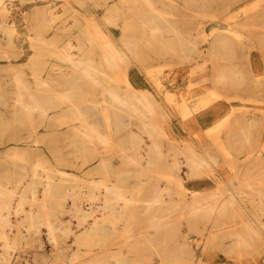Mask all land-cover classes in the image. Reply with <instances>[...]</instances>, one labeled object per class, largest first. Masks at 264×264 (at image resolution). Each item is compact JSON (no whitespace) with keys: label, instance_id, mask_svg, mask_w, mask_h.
<instances>
[{"label":"rangeland","instance_id":"374dc122","mask_svg":"<svg viewBox=\"0 0 264 264\" xmlns=\"http://www.w3.org/2000/svg\"><path fill=\"white\" fill-rule=\"evenodd\" d=\"M3 4L8 8L6 23L14 26L15 42L19 44L0 47V91L9 96L17 94L24 101L48 99L51 104L45 115L21 116L13 112L11 99L0 104V150H6L0 153V197L9 189L20 190L27 182L39 179L35 195L27 191L26 197H38L41 207L35 202L31 208L40 207L49 220L56 219L59 203L69 209L73 197H81L78 202L86 210L90 205L93 208L82 224L69 211L61 213L63 220L70 219L67 237L58 229L62 224L56 223L54 239L47 238V227L41 225V243L23 241L21 247L9 250L15 255L19 252L20 262L62 264L78 243L85 251L84 259L80 256L71 264H91L96 255L115 264L109 253L121 255L128 264H264V0H4ZM150 12L160 17L152 22ZM45 17L57 21L46 24L42 20ZM4 34L0 30L1 43L8 40ZM84 36L88 42L80 49L78 42ZM125 41L133 47L132 54L125 50L128 59L104 66L107 46L123 47ZM68 52L75 58L91 59L90 73L95 80L76 81L74 98L66 100L63 96L70 86L66 77L70 78L73 70L60 56ZM101 85L116 89L120 97L143 90L153 108L147 119L154 129L143 132L140 125L144 119L120 112L117 100ZM184 98L186 106L180 109L177 106ZM73 103L92 109L91 118L104 133L103 142L72 128L78 123L67 121L75 116ZM164 113L170 115L168 129ZM134 134L142 141L138 147H128ZM147 145L152 146L151 151L145 148ZM145 150L151 156L157 152V162L136 165L132 159L137 154L145 155ZM191 154L210 158L208 168L189 170L184 162ZM35 171L40 178L30 177ZM110 181L130 192L117 225L105 211L99 214L104 184ZM64 186L72 190L71 195H62ZM237 189L242 190L239 207L223 201L235 196L232 191ZM88 192L97 195L92 202L82 198ZM151 200L154 205L147 209L145 205ZM206 202L214 207L208 211L195 209L198 203ZM23 207L29 209V202ZM19 214H9L13 235L19 228L26 233V227H20L24 214ZM96 218L102 228L109 227L103 228L107 240L82 241V245L78 240L75 245L74 234ZM249 219L256 223L248 224ZM153 220L163 225L158 231L150 225ZM152 233L155 236L151 237ZM241 238H246V243ZM65 244L70 248L61 249L57 256V247ZM33 254L37 260H32Z\"/></svg>","mask_w":264,"mask_h":264},{"label":"bare ground","instance_id":"6f19581e","mask_svg":"<svg viewBox=\"0 0 264 264\" xmlns=\"http://www.w3.org/2000/svg\"><path fill=\"white\" fill-rule=\"evenodd\" d=\"M23 1V0H22ZM4 3V0H0V30L5 33L3 35V37L5 38L6 37V43H1L0 41V47L2 45H6V46H15L17 45V43L15 42L16 40V37H14V33H15V29H14V26L13 25H7L6 21L5 20V17L7 15V12H8V8ZM52 12V10H51ZM56 12H54L53 14V18H54V15H55ZM42 14V13H41ZM40 14V15H41ZM58 14V13H57ZM44 15V14H42ZM10 16V15H9ZM49 16V15H48ZM44 17V16H42ZM47 17V16H46ZM45 17V19H42V20H46L44 21L46 24H52L53 22H50V19L48 20L47 18ZM52 17V15H51ZM56 17V16H55ZM149 19L152 20V22H154L156 19H158L160 17V14L159 13H152L150 12L149 15H148ZM107 18V17H106ZM57 19V18H56ZM108 19V18H107ZM10 21H12L11 19H9ZM106 20V19H105ZM57 21V20H56ZM55 21V22H56ZM75 21V20H74ZM111 21V20H109ZM40 22V21H39ZM54 22V23H55ZM13 23V21H12ZM53 23V24H54ZM73 23H77L76 21L73 22ZM9 24V23H8ZM39 24H43V23H39ZM45 24V26H46ZM62 24H65V23H62ZM150 24V23H149ZM51 26V25H49ZM39 27V25H38ZM69 27V26H68ZM44 28V27H43ZM71 28V27H70ZM45 29V28H44ZM49 28H47L48 30ZM67 29V28H66ZM69 29V28H68ZM131 29V28H129ZM128 29V30H129ZM138 29V28H137ZM81 30V29H80ZM79 30V32H80ZM84 30V28H83ZM83 32V31H82ZM78 34V33H77ZM85 34V33H84ZM82 35V34H81ZM83 36V35H82ZM140 36V35H139ZM85 37V36H84ZM83 37V38H84ZM2 38V37H1ZM0 38V39H1ZM15 38V39H14ZM28 38V37H27ZM79 38H81L79 36ZM79 38H76V40ZM86 38V39H85ZM84 39L80 40L78 42V48L80 49H83V47L85 46V44H87L86 42L87 41V36L85 37ZM169 40L171 38H168ZM173 39V37H172ZM89 40V39H88ZM167 40V39H166ZM19 41V40H18ZM171 41V40H170ZM122 42V41H121ZM168 42V41H167ZM77 43V41L75 42ZM169 43V42H168ZM19 44V43H18ZM68 44V43H67ZM77 46V44H74V46ZM90 45V44H89ZM123 47H117V46H114L112 44H109L105 50V54H104V57H103V65L106 66V67H111V66H115L117 64H122L125 62L126 59H128L127 57L129 56L126 51H129L130 50V54H132V51H133V47L131 45V42H130V47H129V44L125 42H123ZM170 45V44H169ZM64 46V45H63ZM136 46V45H135ZM69 47V45H68ZM212 47V45H211ZM74 49V47H72ZM71 49V48H70ZM126 50V51H125ZM135 50V49H134ZM77 51V50H76ZM8 52V51H7ZM14 52V51H13ZM79 52V51H78ZM69 53V54H68ZM66 54H63V57L60 56V58H63V62L66 63V64H69L73 70V74L72 76H70V78H67V82L69 81L70 82V86H69V90L64 93V96L67 100V98H74L73 97V90L76 89V83L78 81H83V80H92L94 81L95 80V77L90 73V70L92 68V61L90 58L86 57V56H82V57H74V55H71L70 52H68ZM60 54V53H59ZM51 55V54H49ZM90 55V54H89ZM76 56V55H75ZM131 56V55H130ZM110 69V68H109ZM66 72V71H65ZM68 73V72H67ZM16 78V77H15ZM14 78V80H15ZM7 79V78H6ZM20 79V78H19ZM22 79V78H21ZM45 79V78H44ZM233 79V77L231 78ZM5 80V78H4ZM18 80V79H17ZM16 81V80H15ZM19 81V80H18ZM21 81V80H20ZM77 81V82H76ZM17 82V81H16ZM68 82V83H69ZM84 82V81H83ZM82 82V83H83ZM101 82L102 84H104V78L101 77ZM19 82H17L18 84ZM16 84V85H17ZM21 84V82H20ZM67 84V83H66ZM65 84V85H66ZM26 85V84H25ZM81 85V84H80ZM100 85V84H99ZM19 86V85H18ZM102 88L107 92V94L109 95V97L111 98H114L117 100V106L118 108L120 109V112L124 113V115L126 114H134L136 116H138L139 118H142L144 119V121L142 122V124L140 125L141 127V130L143 132H150L152 129H154V124L151 123L148 119H147V115L148 114H151L152 111H153V108L150 104V101L147 102L146 99L147 98V94H145V92L143 90H139L138 93H132L131 96L129 97H120L118 92L116 91V89H112V88H107L103 85H101ZM21 87H25L24 85L21 86ZM20 88V87H19ZM27 88V87H26ZM25 88V89H26ZM84 88V87H83ZM21 89H18V91H20ZM23 90V89H22ZM26 91V90H25ZM8 92V91H7ZM21 97V96H20ZM52 97V96H51ZM48 98V97H47ZM170 98V97H169ZM8 99H11L12 101H10V104L14 107L13 109V112L17 113V115H22L23 113H28V114H32V113H38L39 115H45L46 112H47V109L51 103H47L46 101L47 100H41L40 102H35L33 100L31 101H24L22 99H20L17 94H14V95H11L9 96L8 94H6V92H1L0 91V104H6V101H8ZM34 99V98H33ZM45 99V98H44ZM55 99V98H54ZM183 100V99H182ZM50 101V100H49ZM169 101V100H168ZM173 101V99H172ZM184 102L182 104H177L180 109L181 107H183V105L186 106V103H185V98L183 100ZM177 103V102H176ZM8 104V103H7ZM74 104V103H73ZM90 104V103H89ZM174 104V103H173ZM86 106V105H85ZM93 106V105H92ZM175 107V106H174ZM110 108V107H109ZM71 109H72V112L73 114L75 115L74 117L72 118H69L67 121H70V122H74V120L78 121V123L76 124H73L72 128L75 129V130H84L87 132V134L89 135H94L98 140L100 141H104L105 140V136H104V133L100 130V127H99V124L93 120L91 118V115H92V109L91 108H86L84 109L83 107L80 106V104H74L71 106ZM96 109V108H95ZM185 111V113H188L189 111L186 110V107L183 109ZM128 114V115H129ZM19 117V116H18ZM15 118V117H14ZM117 118V117H116ZM115 118V119H116ZM170 118V115L168 113H164V116H163V122H164V126L166 129L169 128V124H168V120ZM21 119V118H20ZM2 120V119H1ZM19 119H17L18 121ZM22 120V119H21ZM122 121V120H121ZM119 122V121H118ZM2 123V122H1ZM23 123V122H21ZM9 126V125H8ZM4 131L6 130L7 126L4 125ZM160 130L162 131V128H160ZM139 131V130H138ZM141 132V131H140ZM142 132V133H143ZM164 132V130H163ZM130 135V134H129ZM150 135V134H149ZM128 136V135H127ZM130 138V137H129ZM127 138V140L129 139ZM219 139V138H218ZM235 139V138H234ZM78 141V140H77ZM142 141L141 139V136L138 135V134H134L132 135V139L129 141V144L127 143V146H134V145H140V142ZM125 142V141H124ZM220 142V141H219ZM237 142V141H236ZM0 143H2L0 141ZM16 143V142H15ZM126 143V142H125ZM120 144V143H119ZM123 144V143H122ZM75 145V144H74ZM154 145V144H152ZM264 143L261 145L263 147ZM78 147V146H77ZM138 147V146H137ZM155 147V145H154ZM145 148H148V150L151 151L150 148H152V146H149L147 145V147L145 146ZM78 149V148H77ZM87 149V148H86ZM260 149V148H259ZM148 150H145V155L143 154H137V157H134V159H132V161L135 162V164H140L144 166V164H152V163H156L157 161H155L156 159V156L159 155V154H153L154 156H151L149 151ZM153 150V149H152ZM75 151V150H74ZM144 151V150H143ZM157 151V150H156ZM160 151V149H159ZM6 152V150H0V153H4ZM79 152V151H78ZM77 152V153H78ZM75 153V152H74ZM80 153V152H79ZM77 155V154H76ZM92 155V154H91ZM160 156V155H159ZM76 157V156H75ZM158 157V156H157ZM213 158V157H212ZM12 159V158H11ZM10 159V160H11ZM160 159V158H159ZM130 161V158L128 159ZM159 161V160H158ZM176 162V160L173 159V162ZM36 163V162H35ZM178 163V162H177ZM186 165L189 166V170H196V169H203V168H208V166L210 165L211 163V159L210 158H207L203 155H194V154H191L188 156V158L185 160L184 162ZM136 164V165H137ZM158 164V163H157ZM172 164H176V163H172ZM34 165V163L32 164ZM31 165V166H32ZM82 165V164H81ZM153 165V164H152ZM177 165V164H176ZM99 166V165H98ZM147 166V165H146ZM145 166V167H146ZM149 166V165H148ZM172 166V165H171ZM187 166V168H188ZM35 167V166H34ZM33 167V168H34ZM40 167V166H39ZM95 167V166H94ZM104 167V166H103ZM154 168H156L155 166H153ZM176 167V166H174ZM178 167V166H177ZM180 167V166H179ZM37 168V167H36ZM96 168V167H95ZM99 168V167H98ZM97 168V169H98ZM102 168V167H100ZM149 168V167H148ZM172 168V167H171ZM170 168V169H171ZM22 169V168H21ZM32 169V168H31ZM43 169V168H42ZM56 171L58 172H62L61 170H59L58 168H55ZM93 169V168H92ZM96 169V170H97ZM109 169V168H108ZM147 169V168H146ZM175 169V168H174ZM95 170V169H94ZM95 170V171H96ZM101 170V169H100ZM172 170V169H171ZM34 171V170H33ZM99 171V169H98ZM102 171V170H101ZM104 171V170H103ZM106 171V170H105ZM104 171V172H105ZM97 172V171H96ZM111 172V171H110ZM7 173V172H6ZM41 173V172H40ZM39 173V174H40ZM50 173V172H49ZM100 175H102L100 172H98ZM106 173V172H105ZM104 173V174H105ZM109 173V172H108ZM121 173V172H120ZM126 173V172H124ZM129 173V172H127ZM126 173V174H127ZM189 173V172H188ZM191 173V172H190ZM18 174V173H17ZM23 174V173H22ZM116 174V173H115ZM140 174V173H139ZM193 174V173H192ZM15 175V174H14ZM51 175V174H50ZM64 175V174H63ZM67 174H65L66 176ZM99 175V176H100ZM107 175V174H106ZM121 175V174H120ZM137 175V174H136ZM13 176V175H12ZM61 176V175H60ZM135 177V175H133ZM141 176V175H140ZM16 177V175H15ZM30 177H35V178H38L39 175L36 173H33L32 176ZM46 177V176H45ZM48 177V176H47ZM46 177V178H47ZM63 177V176H62ZM67 177V176H66ZM64 177V179L66 178ZM138 177V175H137ZM18 178H22V176L18 177ZM34 178V179H35ZM40 178V177H39ZM74 178V177H73ZM119 178V177H118ZM124 178V177H123ZM122 178V179H123ZM17 179V178H15ZM121 179V177H120ZM125 179V178H124ZM123 179V180H124ZM178 179V178H177ZM14 180V179H13ZM26 180V179H25ZM45 180V179H44ZM119 180V179H118ZM126 180V179H125ZM181 180V179H180ZM179 180V181H180ZM15 181V180H14ZM43 181V180H42ZM20 182H21V179H20ZM18 181V185H20L21 187H23ZM27 182V181H26ZM46 182V181H45ZM63 182H66V181H63ZM71 182V181H69ZM91 182V181H90ZM89 182V183H90ZM95 182V181H94ZM121 182V181H120ZM125 182V181H124ZM124 182H121L124 184ZM20 183V184H19ZM38 183H41V180L39 181L36 180V181H30V182H27V185L25 186V188H21L20 190H17L16 189H9L6 188L8 191L5 192L4 196L3 197H0V264H24L22 262H20V260L18 259V257L21 255H19V252L17 253V255L12 254L9 250L10 249H14L16 250V248H19L23 245V241L27 242L28 240L30 241H33V242H38V243H41V239H40V236L38 235V232H39V227L41 225H45L47 228V238L51 239H54L55 238V228H57V224L56 223H59V224H62V226H60L58 229L60 232H62L64 234L65 237H67L68 233L71 232V229L69 228V220L68 221H65L61 218V213H64V212H68L71 214V217H74L77 219L78 222H80L82 224V221H84L86 219L87 216H90L92 211H93V208L91 207V205L89 206V210H86L83 206H81L78 202V198H81V197H73V201L71 202V205L69 207V209L65 210V207L63 205H61V203H59L58 207H59V211L58 212H55L54 214L56 215V219L55 220H49L48 217L44 214V211L40 209L41 205H40V199L38 197H35V196H31V198L29 197H26V192L27 191H31L33 192V194L35 195V188H36V185ZM50 179L47 180V185L50 186ZM46 184V183H45ZM52 185V184H51ZM98 185V184H96ZM181 185V184H180ZM41 186V184H40ZM66 186H68V184H66ZM66 186L63 187V191H62V195L66 197V195H71V191H69ZM73 186V185H72ZM105 186V189L103 190V197H102V203H100L99 205V210H101V212L99 214L102 213V211H105L106 214L109 219L112 218V223H115L117 225V222H119V218L121 216V213L124 212L127 208V202L128 200H126L128 194L130 193L128 190H123L117 183H112L110 181V183H105L104 184ZM247 186V185H246ZM55 187V185H54ZM74 187V186H73ZM90 187V186H89ZM138 187V186H137ZM2 188V187H0ZM46 188V187H45ZM97 188V187H96ZM134 188V187H133ZM167 188L166 186L164 187V189ZM38 189V188H37ZM70 189V188H69ZM98 189V188H97ZM157 188H155L156 190ZM168 189V188H167ZM166 189V190H167ZM178 189V188H177ZM4 190V188H3ZM47 190V189H46ZM96 190V189H95ZM99 190V189H98ZM161 190V189H159ZM170 190V189H169ZM44 191V190H43ZM136 191V190H135ZM158 192V189L156 190ZM155 191V192H156ZM165 191V190H164ZM179 191V190H178ZM160 192V191H159ZM162 192V191H161ZM164 193V192H163ZM167 193V192H166ZM180 193V192H179ZM232 193L235 195V196H230V197H226L225 199H223L224 202L228 203L229 205H233L234 207H239V203L240 201L242 200V198H240V193H242V190H234L232 191ZM264 193V192H263ZM3 195V193H0ZM13 194H18L17 197H13ZM51 194V193H50ZM98 194V193H97ZM155 195V193H153ZM152 194V196H153ZM159 194V193H158ZM157 194V195H158ZM183 194V193H182ZM209 194V193H207ZM214 194V193H213ZM30 195V194H29ZM27 195V196H29ZM49 195V194H48ZM160 195V194H159ZM1 196V195H0ZM16 196V195H15ZM52 196V195H51ZM162 196V195H161ZM199 196V195H198ZM64 197V198H65ZM68 197V196H67ZM97 195H95L94 193L92 192H88L85 197H82V198H86L88 200H90V202H92L94 199H96ZM157 197V196H156ZM263 197H264V194H263ZM153 198V197H151ZM164 197H162L163 199ZM197 198V197H195ZM200 198V197H199ZM198 198V200H199ZM210 198H213V197H210ZM249 198V197H248ZM186 199V198H185ZM184 199V200H185ZM219 199V198H217ZM100 200V199H99ZM148 199H146L147 201ZM154 200V199H153ZM151 200L147 205H145L147 207V209H151V206L154 205V201ZM193 200V199H192ZM197 200V201H198ZM212 200V199H211ZM14 201V202H13ZM160 201V200H159ZM162 201V200H161ZM196 201V202H197ZM30 204V207H28L29 209L25 210L23 205L25 203H28ZM35 202L38 203V205L40 206L39 209H32L31 208V205H33ZM101 202V201H100ZM158 203V201H156ZM224 202H222V206L224 207ZM257 202V201H256ZM252 203H254L252 201ZM260 202H258L259 204ZM204 205H201V204H197L195 208L197 211H208L212 206L209 205L207 202H206V205L205 203H203ZM255 204V203H254ZM137 205V204H136ZM250 205V204H249ZM162 206V205H161ZM176 206H178V204H176ZM216 206V205H215ZM221 206V207H222ZM214 207V206H213ZM220 207V208H221ZM251 207V206H250ZM257 207V206H256ZM158 208V207H157ZM171 208V207H170ZM174 208H178V207H174ZM258 208V207H257ZM256 208V209H257ZM261 208V207H260ZM259 208V209H260ZM58 209V208H57ZM146 209V208H145ZM162 209V208H161ZM164 209V207H163ZM222 209V208H221ZM193 210V209H192ZM195 210V211H196ZM254 210V209H253ZM145 212L147 210H144ZM159 211V210H158ZM163 211V210H162ZM211 211V210H210ZM264 211V210H263ZM20 212H23L24 214V217L23 219H21L20 221V227L21 225L22 226H25L26 229H25V234L22 233L21 230H19V226H18V230H16V234L13 235L11 232L12 230V227H13V223L10 221V218H9V214L10 213H14V214H19ZM157 212V210H156ZM170 212V210H169ZM221 212V211H220ZM262 212V211H261ZM195 213V212H194ZM212 213V212H211ZM22 214V215H23ZM50 214V213H49ZM98 214V215H99ZM103 214V213H102ZM163 214V213H162ZM190 214V213H189ZM188 214V215H189ZM203 214V213H201ZM200 214V216L202 217V215ZM218 214V213H217ZM20 215V214H19ZM146 215V214H145ZM184 215V214H183ZM206 215V214H205ZM257 215V213H256ZM261 215V214H260ZM264 215V214H263ZM153 216V215H152ZM187 216V214H186ZM210 215H208L207 217L209 218ZM18 217V216H17ZM97 217V216H96ZM102 217V216H101ZM185 217V216H184ZM195 217V216H194ZM88 218H91V217H88ZM93 218V217H92ZM99 218V217H98ZM161 218V216H160ZM159 218V219H160ZM20 219V218H19ZM108 219V220H109ZM121 219V218H120ZM152 219V218H151ZM158 219V220H159ZM87 220V219H86ZM89 220V219H88ZM148 221V220H147ZM154 221V220H153ZM19 222V221H18ZM85 222V221H84ZM89 222V221H88ZM91 222V221H90ZM109 222V221H108ZM150 222V221H149ZM148 222V223H149ZM79 223V224H80ZM103 223V222H102ZM111 223V224H112ZM256 223L255 220H252V219H249L248 220V224L250 225H254ZM18 224V223H17ZM17 224H15L14 226H17ZM109 224V223H108ZM150 224V223H149ZM19 225V224H18ZM103 225V224H102ZM151 227H153V231H158L157 229L162 225V223L158 222V221H154V222H151ZM166 225V224H165ZM262 225V224H261ZM85 226V225H84ZM107 226V225H106ZM105 226V227H106ZM114 226V225H112ZM126 226V225H125ZM148 226V225H147ZM163 226V225H162ZM167 226V225H166ZM24 227V228H25ZM103 227V228H105ZM149 227V228H151ZM101 225L100 223H98L97 221V218L96 220L92 221L87 227H84L83 229H79L78 230V233L77 234H74L73 236V242H78V240H80V244L82 241H88L89 243H91L92 241H96V242H101V241H106L107 240V232L103 230V228L101 229ZM106 228H109V227H106ZM148 228V229H149ZM167 228V227H165ZM17 229V228H16ZM114 229V228H113ZM57 230V229H56ZM115 230V229H114ZM24 231V229H23ZM124 231V230H123ZM127 231V230H126ZM125 231V232H126ZM58 232V230H57ZM59 232V233H60ZM148 232V231H146ZM145 232V234H146ZM152 232V231H151ZM9 234H12L13 237H9ZM40 234V233H39ZM61 234V233H60ZM111 234V233H110ZM123 234V233H122ZM148 234V233H147ZM146 234V235H147ZM153 235L152 236H155L154 233H152ZM226 234V233H225ZM256 234V233H255ZM62 235V234H61ZM124 235V234H123ZM122 235V236H123ZM129 238V233L127 235ZM149 236V235H147ZM227 236V235H226ZM229 237H231L230 235H228ZM237 236V235H236ZM240 236V235H239ZM54 237V238H53ZM59 237V236H58ZM61 237V236H60ZM63 237V236H62ZM124 237V236H123ZM154 238V237H153ZM152 238V239H153ZM233 238V236H232ZM62 239V238H61ZM126 239V238H124ZM146 239V238H145ZM151 239V238H150ZM151 239V240H152ZM242 241H244L246 243L247 239L246 238H241ZM64 241V238L63 240ZM66 241V240H65ZM130 241V240H129ZM149 241V240H148ZM236 241H240V237H236ZM52 242V241H51ZM234 242V241H233ZM55 243V242H54ZM66 243V242H65ZM102 243V242H101ZM122 243V241H121ZM126 243V242H125ZM202 243V242H201ZM235 243V242H234ZM34 244V243H33ZM79 244V245H80ZM98 244V243H97ZM232 242L229 244L231 245ZM40 245V244H39ZM76 245V243H75ZM78 245V243H77ZM76 245L75 249H71V253L70 254H67L65 256V259L63 260L62 264H67L68 262H70L69 264H71V261L75 260V258H77L78 260H80V256H82L83 254H85V251L82 252L81 249ZM82 245V244H81ZM86 245L88 246V244L86 243L85 244V247ZM234 245V244H233ZM91 246V245H90ZM226 247H229V246H226ZM233 247V246H231ZM66 248H70V246L68 244H65L64 247H57L56 249V254L58 256V253L61 249H66ZM84 248V247H82ZM90 248V247H89ZM55 249V248H54ZM106 250V249H105ZM103 252V251H102ZM118 252V251H117ZM177 252H179L180 254V251L178 250ZM96 253V252H95ZM120 253V252H119ZM23 254V253H22ZM118 254V253H117ZM177 254V253H176ZM183 254V253H182ZM185 254V253H184ZM187 254V253H186ZM38 255V253H37ZM93 255V253L91 254V256ZM111 258L113 257L116 262L115 264H128L124 258L121 256V255H116L115 256V253L114 255L113 254H108ZM36 254H33L32 256V260L33 258L37 260V256ZM172 256V255H170ZM180 256H182L180 254ZM31 257V256H29ZM90 257V256H89ZM175 259L177 256H174ZM26 258V257H25ZM46 259V257H44ZM58 258V257H57ZM66 258H69L68 260ZM83 258V256L81 257V259ZM101 258H103L101 255H96L95 256V260L93 262H90L91 264H112L110 262H105L104 260H102ZM112 258V259H113ZM179 258V257H177ZM84 259V258H83ZM181 259V258H180ZM31 260V259H30ZM31 260V261H32ZM33 261V263L36 262ZM48 260V259H47ZM177 260V259H176ZM22 261V260H21ZM27 261V260H26ZM25 261V263H26ZM30 261V262H31ZM42 261V260H41ZM86 261V260H85ZM178 261V260H177ZM38 264H39V261H37ZM36 262V263H37ZM43 262V261H42ZM50 262V261H49ZM73 262H76V261H73ZM78 262V261H77ZM76 262V263H77ZM83 262V261H81ZM81 262L79 264H81ZM133 262V261H132ZM28 263V262H27ZM35 263V264H36ZM45 263V262H43ZM52 263V261H51ZM89 263V262H88ZM42 264V263H41ZM72 264H75V263H72ZM86 264V263H85ZM134 264V263H133ZM136 264V262H135ZM172 264V263H170ZM173 264H176V263H173Z\"/></svg>","mask_w":264,"mask_h":264}]
</instances>
